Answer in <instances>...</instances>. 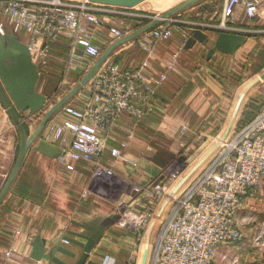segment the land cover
<instances>
[{"label":"built area","instance_id":"1","mask_svg":"<svg viewBox=\"0 0 264 264\" xmlns=\"http://www.w3.org/2000/svg\"><path fill=\"white\" fill-rule=\"evenodd\" d=\"M124 9L89 0H0V14L27 44L39 70L47 67L51 47L61 37L69 41L71 57L84 59L90 65L85 68H91L101 55L100 28L105 23L104 15L122 16ZM237 12L247 19L259 17L264 25V0H223L217 22L213 21L216 13L198 10L193 19L171 16L140 35L138 45L146 57L138 68L125 66L122 61H105L80 91L79 103L65 104L59 116L43 131V139L60 143L58 162L68 171L74 169L76 162H85L92 166L91 186L103 191L124 190L123 182H118L113 170L118 162L119 149H108L112 160L111 167H106L103 163L106 149L103 136L121 113L131 117L135 127L155 110L154 97L165 84L168 73L176 70V61L192 29L213 28L229 33L250 31L235 24ZM130 17L151 20L158 16L141 14ZM134 26L133 22L110 25L107 34L115 41L131 33ZM175 33L179 42L162 63L163 71L143 73L157 46ZM204 72L208 73L207 70ZM185 128L182 126L180 131ZM232 135L224 141L217 140L219 148L216 153L202 170L197 166L193 176H189V171L199 161L192 164L189 152L181 151L162 167L157 176L161 179L155 185L153 181L157 177L146 185H134L128 181L130 199L149 191L153 202L138 209L131 203L119 202L116 212L120 208L124 210L119 212L120 217L114 225L131 230L138 244L148 240L155 226V239L147 264H216L220 246L241 240L236 215L244 208L245 200L258 191L264 177V108ZM120 146L126 147V141ZM123 160L127 170L136 168L133 161ZM84 193L87 194V190ZM19 233V229L13 230V239ZM13 251L12 246L6 249L5 257ZM137 258L133 248L124 264H136ZM103 264L116 262L110 257Z\"/></svg>","mask_w":264,"mask_h":264},{"label":"crops","instance_id":"2","mask_svg":"<svg viewBox=\"0 0 264 264\" xmlns=\"http://www.w3.org/2000/svg\"><path fill=\"white\" fill-rule=\"evenodd\" d=\"M155 2L157 3L159 0H154ZM207 2H211L213 5L214 9L211 14L221 13L222 0L219 3H217V0H207ZM154 3L153 1L146 0L135 7L125 8L123 10L125 14L122 16H115L113 14L104 15L105 23L103 25V31H106V33L101 34V48L105 47L106 49L113 43L107 34L110 25L133 22L136 25L134 30L138 29L150 20L146 19L148 20L146 23L140 24L137 20L142 18L133 19L130 16L148 15L146 8ZM218 4L219 6H217ZM193 8L195 12L198 11L197 6L185 10H193ZM190 13L194 16L193 11H190ZM178 16L181 17L180 13H178ZM185 17L187 18V16L183 15L181 19H185ZM237 17L235 24L239 27L247 28L250 31L240 33L246 35L248 40L238 49L233 57L216 55L210 59L211 62L209 63L205 58L208 47L196 43L193 48L188 50L184 49L179 54V63L181 62L182 56L194 55L193 67L187 71L181 66L179 68L178 63L176 70L168 73L165 84L154 98L155 110L146 115L135 127H133V119L127 114L121 113L116 122L109 127L108 132L103 136L106 144V149L103 153V163L106 167H111L110 162L112 160L108 149L112 146L121 147L120 145L124 141L127 143L126 149L121 148L122 157L118 158L117 165L113 167L118 182H123L124 190L120 189L116 192L109 190L103 191L98 189L97 186H91L92 171L88 168L89 164L85 162H76L74 169L68 171L57 159L39 153L33 146L28 150L0 206V264H47L45 261L38 262L29 257L31 249L30 242L36 234H40L48 241H51L57 239L66 229H75L71 223L72 220L83 222L93 217L111 215L116 212L119 202L131 203V206L136 209L144 207L146 203L153 202L152 194L149 191L141 192L135 199H130L128 193L131 186L128 181H131L134 185L150 184L160 174L162 167L165 166L174 153L181 152L184 149L193 150L197 141L200 139L205 140L204 142L206 143L207 140L209 141L213 138L209 134L214 131L213 129H222L223 126L221 124H225L224 133L235 109H237V112L230 130L231 133L234 131V124L238 121L241 112L244 117L243 111L250 99L252 100L249 102L248 110L255 113L259 109L264 103V95L260 98L251 97L249 99V97L259 87L262 86L264 88V79L260 80L259 78L264 72L252 77L249 81L247 79L248 82L246 81L244 83L246 86L244 88V85L241 86L234 103L231 105L229 112H227L229 101L222 96L218 82L216 80H214L215 82L208 81L211 79L208 75L204 76L206 79L201 77L197 73V70L200 69L201 71L202 66H195L197 59L202 56L204 57L206 66L209 67L210 65L214 69H216V65L218 64L223 65L221 64L222 57L231 58V60L235 61L234 64L236 65L237 61L239 62L242 59L240 52H244L243 49L247 47L248 49L245 51H248V58L252 60V67L257 70L259 69V72L264 71V25L259 17L247 19L240 12H237ZM1 23L3 21H0ZM203 30L211 38H214L218 32L213 28ZM138 37L116 47L111 51L105 61H122L125 66L138 68L139 64L146 57V53L137 45ZM178 42L179 36L175 33L170 39L158 45L153 56L148 59L149 67L143 73L155 74L163 71L162 63H164L165 57H169L168 55L175 49ZM50 59H52V56H50ZM86 65L90 66L89 64ZM187 65L188 63L184 67H187ZM206 69L208 70L209 68ZM80 91L72 98H75L73 101L70 99L66 104L79 103ZM241 92L245 93L239 102ZM58 99L59 97L56 99L53 98L46 108L31 115L32 123L29 124V133L33 131L45 112ZM226 112L228 115L227 119L225 117L224 122L223 118ZM60 113L61 109L50 121L58 117ZM210 114L220 116L221 124L218 121L213 127L208 121ZM184 125L186 128L181 132L180 128ZM44 129L40 134L41 137ZM131 130L133 132L129 136ZM164 140L165 145L170 150V154H167L168 156L160 151L162 147L161 141ZM217 140L213 143L216 144ZM147 142H150L155 148H150L149 146L150 149L148 152L142 150V155L139 154V149L144 148L142 146H146ZM56 145L59 146L60 143ZM208 148L207 146L206 149ZM15 150V148H12L9 149V153H6V169L2 171L1 182L9 174L15 162L18 148L17 151ZM122 151L124 152L122 153ZM128 155L132 158H129ZM123 158L136 161V168L134 170H127L124 167L125 160ZM196 166L194 165L189 171V176H193L197 172ZM263 186L264 178H262L258 191L245 200V206L242 211L237 213L236 219L242 220L243 210L250 206L254 207V201L256 199L258 201L260 197L264 196ZM84 190H87V194L82 196ZM158 224L159 221L155 225L157 226ZM15 229H19L20 233L16 236V239H13L11 233ZM147 244H149V235ZM11 246L14 251L6 258L4 255L5 250ZM145 246V243L138 244L135 242L131 230L112 225L104 232L93 251L89 254L85 264H103V261L110 257L115 259L116 264H124L133 248L136 249L138 256L136 264H141ZM70 249L77 253L80 251L79 248L74 246H70ZM62 258L70 264L74 262V258L65 256H62ZM147 260L145 264H147Z\"/></svg>","mask_w":264,"mask_h":264},{"label":"water","instance_id":"3","mask_svg":"<svg viewBox=\"0 0 264 264\" xmlns=\"http://www.w3.org/2000/svg\"><path fill=\"white\" fill-rule=\"evenodd\" d=\"M89 1L107 6L132 8L146 0ZM194 6H197L199 11L212 12L214 9L212 3L207 2V0H185L175 7L165 11L158 17L152 18L149 22L138 29H135L131 33L113 41V43L101 53L96 62L81 80L59 98L51 107H49L31 133H26L18 114L23 112H27L29 115L36 114L46 108L50 101L47 100L46 95L38 90L37 85L40 70L33 62L27 44L10 25L5 23L0 24V103L8 114L11 122L17 128L19 135L18 152L15 162L6 181L0 189V206L11 187L28 150L32 146L39 153L53 159H58L61 154V148L56 144L46 141L40 136V134L50 119L92 79L111 51L119 45L156 27L163 19L176 16L185 9ZM247 40L248 37L246 35L223 31L217 32L214 38H211L205 31L196 28L191 30V33L184 44V49H191L196 43H199L208 47L205 54L206 60H209L216 55L233 57ZM259 78L260 80L264 79V73ZM245 92H241V95H239V102ZM236 110L237 109H235L234 114L220 139L221 141L230 134L236 116ZM217 145L218 144L214 145L212 149L202 157L197 163V166L214 148L217 147ZM160 179L161 176L157 177L153 181V185H155ZM123 210L124 208H120L119 212ZM119 212H115L105 217H93L83 222L72 220L71 223L75 229H66V231L61 233L57 239L51 241H48L40 234H36L30 242L31 249L29 257L34 261H45L47 264H70L62 258V256H65L74 258V262L71 264H85L89 254L93 251L104 232L119 219ZM70 246L79 248V253L70 249ZM147 253L148 244L146 243L141 264L146 263Z\"/></svg>","mask_w":264,"mask_h":264},{"label":"rangeland","instance_id":"4","mask_svg":"<svg viewBox=\"0 0 264 264\" xmlns=\"http://www.w3.org/2000/svg\"><path fill=\"white\" fill-rule=\"evenodd\" d=\"M149 1H153L154 3V0H149ZM183 1L185 0H159V2L157 3L155 2L154 4L146 8L147 9L146 13L152 17L159 16L165 11L171 9L172 7H175L176 5L182 3ZM219 1L220 0H217V3H219ZM217 6H219V4ZM190 11H193L194 14L196 13L194 8L193 10L192 9L184 10L180 12L181 17L177 16V18L181 19L183 15H188ZM0 21H3V23L7 24L6 18L2 14H0ZM104 30L106 29L104 28ZM104 33H106V31H103V27H101L100 37H101V34H104ZM138 44L139 42L137 41V45ZM51 49L53 51H56L55 53H57V56H58L57 59L55 57L52 59L56 61L58 70L56 72H55V68L48 69V70L52 72L51 75L56 74V77L58 78L57 79L58 87L61 92L58 97L60 98L81 80V78L88 72L90 67L87 69L85 68L86 67L85 65L88 63L84 59L75 60L71 57L70 52H69V41L67 39L65 43L63 41H60L58 45L57 44L52 45ZM247 49L248 48L246 47L243 49L244 52H240V56L242 59L239 62L237 61L236 65L234 64L235 63L234 60H231V58H224V57H222L223 60L221 63L223 65L222 66L220 64L216 65V69L210 66L207 67L206 64H204V59L202 57H200L199 59L200 62L197 59L198 63L197 62L195 63V66L201 65L203 67L201 68V71L200 69L197 70V73H199L201 77L206 79L204 76L208 74V76L211 79H213V80L210 79L208 81L215 82L214 80H216L218 82V85H219L218 87H220L222 96H224L227 99V101H229V107L227 108V112H229L231 105L235 101L236 95L240 91L241 86H243L244 83L247 81V79L249 81L252 79V77L260 75L261 73L264 72V71L262 72L256 71L252 67L253 66L252 60L251 58L250 59L248 58L249 56V54H247L248 51H245ZM104 50H105V47H102L101 53H103ZM168 56H170V54ZM179 58L180 57H178L176 61L177 67L179 63ZM166 59H168V57H165V60ZM193 60H194V55L182 56L181 62L179 63V68L181 66L184 68V70L189 71L193 67V63H192ZM187 63H188L187 67H184V65H186ZM204 67L209 68L208 70L206 69L208 71L207 74H205L204 72L205 71ZM38 90H41V89L38 88ZM263 95H264V88H262L261 86L255 90L252 96L250 95L249 99L251 97L260 98ZM74 99H72L71 101H73ZM251 100L252 99L248 101L247 105L245 106L244 111L248 110L249 105H250L249 102ZM260 109L261 107H259V110ZM227 112L226 114H224L223 121L225 120V117L227 119V115H228ZM242 116L243 114L241 115V117L239 116L240 122L243 119ZM220 119H221L220 116L218 115L214 116V114H210L208 121L213 126V125H216V122L218 121L220 122ZM240 122H238L237 125H239ZM221 126L223 127L219 135L214 136L212 133L211 134L209 133L210 135H212L213 138H211L209 141L208 140L206 141L208 147H211L214 144L213 142H215V140H217L220 136H222L225 124L223 125L221 124ZM231 136L233 135L230 134L229 137ZM18 144H19V135L17 132V128L11 122L8 114L6 113V111L4 110L3 106L0 103V188L2 187V184L4 182V181L1 182V179H2L1 174H2V171H5L6 169V160H5L6 153H9V149H12V148H15L16 149L15 151H17ZM149 146L150 148H155L150 142H147L146 146L145 145L142 146L144 148L139 149V154L142 155V152H143L142 150H146V152H148V150L150 149ZM161 146L162 147L160 148V151H162V153L165 155L167 154L169 155L170 150L168 146L165 145V140L161 141ZM112 147H117L120 153L119 158L122 157L121 147H118V146H112ZM126 148L124 147L123 149H126ZM204 149L205 147L203 148L202 146L200 148V151H203ZM205 151H207V149ZM123 152L124 151H122V153ZM179 152L174 153L172 156L179 154ZM202 153H205V152L203 151ZM128 156L129 158H132L130 157V155ZM113 159H116V158L113 157ZM131 161H133L137 165L136 161L134 160H131ZM88 168L91 170L92 166L88 165ZM85 191L86 190L82 192V196L86 195V193H84ZM243 211L244 212H243L242 220L237 219V222L239 223L238 228L242 234L241 240L238 241L239 243L237 245L227 244V245L220 246L218 248L216 258H215L216 264H264V196L260 197L258 201L257 199L256 201H254V207H251V206L247 207ZM155 233H156V228L153 229L151 236H149L150 237L149 238V248H151L154 242ZM143 243L146 244L147 241L145 240L143 241Z\"/></svg>","mask_w":264,"mask_h":264},{"label":"trees","instance_id":"5","mask_svg":"<svg viewBox=\"0 0 264 264\" xmlns=\"http://www.w3.org/2000/svg\"><path fill=\"white\" fill-rule=\"evenodd\" d=\"M208 11H206V13H207ZM211 12H208L207 14H210ZM219 12H217L216 13V15H215V17L213 18V21L214 22H217L218 21V18H219ZM184 16H187V18L188 19H193L194 17L192 16V13H189L188 15H184ZM186 18V17H185ZM140 24H143V23H146L148 20H144V19H138L137 20ZM137 21H135V22H137ZM136 26V25H135ZM135 26H134V28H135ZM60 41H63L64 43H65V41H66V38L65 37H61L57 42H55L54 44H57L58 45V43L60 42ZM56 51H51V53H50V56H52V58H56L57 59V53H55ZM202 58L204 59V57L202 56ZM198 59H200V58H198ZM210 60V59H209ZM207 61V62H211V60L210 61ZM123 63V62H122ZM124 64V63H123ZM204 64H206L205 63V60H204ZM125 65V64H124ZM207 65H209V64H207ZM56 66V67H55ZM210 66V65H209ZM129 67V66H128ZM55 68V72L58 70V67H57V63H56V61L54 60V59H49V62H48V65H47V67H45V68H43L42 70H40V75H39V80H38V88L39 89H41V90H39V91H41L44 95H46V97H47V100L48 101H51L53 98L54 99H56L58 96H59V94L61 93L60 92V90H59V87H58V81H57V77H56V74H54V75H51L52 74V72H50L48 69H54ZM201 68H203V67H201ZM205 68V67H204ZM256 71H258L257 69H255ZM246 86V84L243 86V88ZM242 88V89H243ZM241 89V90H242ZM159 94V93H158ZM157 96V95H156ZM155 98V97H154ZM261 107V109L260 110H262L263 108H264V103L260 106ZM245 109V108H244ZM259 109L257 110V112H255V113H252V112H250L249 110H245V111H243L244 112V117L242 116V121L240 122V119H239V121H236L235 122V124H234V131H233V133L234 132H236L238 129H240V128H242L244 125H246L249 121H251L253 118H254V116L260 111ZM241 114H242V112H241ZM241 114L239 115L240 117H241ZM18 117H19V119H20V121H21V123H22V125H23V127H24V129H25V131H26V133H29V124H31L32 123V116L31 115H29L27 112H23V113H20V114H18ZM238 122H240V124L239 125H237L238 124ZM220 124H221V121H220ZM214 131H212L211 133L214 135V136H217V135H219L220 134V132H221V130H220V128H217V129H213ZM210 133V134H211ZM216 134V135H215ZM230 134L232 135V133L230 132ZM230 134H228L227 135V137L224 139V140H226V139H228L229 138V135ZM223 140V141H224ZM205 140H203V139H200L199 141H197V144H196V146H195V148L192 150V151H190L189 149H184L183 151L185 152H189L188 154V156H189V161L193 164V163H195L196 161H200L201 160V154H202V152L204 151L205 153H206V146L207 145H205V142H204ZM205 147V149L203 150V151H200V148L201 147ZM17 148H18V146H17ZM210 148V147H209ZM208 148V149H209ZM219 148V145L216 147V148H214L212 151H211V153L210 154H208L207 156H206V158L203 160V161H201V163H199V165H198V169L199 170H202L207 164H208V162H209V160L212 158V156H214V154L216 153V151H217V149ZM207 149V150H208ZM201 153V154H200ZM204 154V153H203ZM202 154V155H203ZM171 159V158H170ZM169 159V160H170ZM166 165V164H165ZM9 175V174H8ZM8 175H7V177H8ZM7 177L5 178V180H4V182L6 181V179H7ZM3 182V183H4ZM3 185V184H2ZM1 189V188H0ZM151 236V235H150ZM150 238V237H149ZM240 241V240H239ZM239 242L237 241V242H231V243H228V245L229 244H235V245H237ZM240 243H242V242H240ZM240 245H242V244H240ZM149 251H150V248H149V244H148V253H147V256L149 255ZM148 258V257H147Z\"/></svg>","mask_w":264,"mask_h":264}]
</instances>
